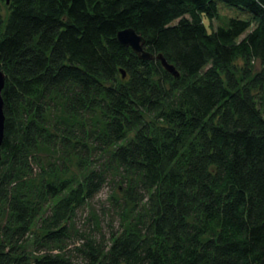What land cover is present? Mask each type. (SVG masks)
<instances>
[{"label":"trees","instance_id":"trees-1","mask_svg":"<svg viewBox=\"0 0 264 264\" xmlns=\"http://www.w3.org/2000/svg\"><path fill=\"white\" fill-rule=\"evenodd\" d=\"M218 2L249 12L207 29ZM0 15V68L5 115L1 166L30 169L28 150L42 141L45 98L64 101L80 118L100 109L103 133L88 142L135 177L126 192L148 204L146 219L86 242L83 260L58 254L20 255L0 240V264H264V0H10ZM132 27L144 48L139 58L116 37ZM241 56L258 69L237 75ZM121 70L124 72L122 77ZM34 112L21 121L22 110ZM153 119L156 120L153 121ZM89 144V145H90ZM7 174V171H6ZM4 179V176H3ZM104 183L98 169L80 182L48 183L60 196L41 223L45 241H60L75 206ZM17 230L37 216L19 197L8 199ZM43 222V221H42ZM1 238V236H0Z\"/></svg>","mask_w":264,"mask_h":264},{"label":"rangeland","instance_id":"rangeland-1","mask_svg":"<svg viewBox=\"0 0 264 264\" xmlns=\"http://www.w3.org/2000/svg\"><path fill=\"white\" fill-rule=\"evenodd\" d=\"M9 12V5L0 0V15L4 23ZM249 16L245 9L218 2L217 15L210 20V25L208 20L205 19V22L210 30V26L224 25L229 17L247 19ZM232 66L236 68L237 75L243 69L255 70L259 67L255 61L249 62L241 56L235 57ZM45 100L41 116L43 122L39 124L44 129L42 141L27 153L30 169L16 168L11 171L7 165L0 169V228L6 226L12 232L17 230L16 217L9 210L8 202L13 196L37 211V216L27 230L13 234L12 240L4 238L0 231V240L4 239L8 247L16 244L20 255L31 259L47 253L81 261L84 257L78 248L91 240L108 243L111 233L141 225L146 219L148 204L145 201L132 202L127 198L126 192L136 179L114 163L106 150L99 151L88 142V151L85 152L78 142L82 133L104 132L106 121L101 110L80 118L65 112L60 96L53 94ZM33 116L34 112L26 108L22 110L20 119L24 122ZM153 121L156 122L155 119ZM91 169L102 172L104 183L101 188L93 198L74 207L65 224L66 235L60 241H45L46 230L41 223L49 219L60 196L50 197L45 193L44 186L64 180L75 184Z\"/></svg>","mask_w":264,"mask_h":264},{"label":"water","instance_id":"water-1","mask_svg":"<svg viewBox=\"0 0 264 264\" xmlns=\"http://www.w3.org/2000/svg\"><path fill=\"white\" fill-rule=\"evenodd\" d=\"M6 4H9L10 0H5ZM118 42L126 47H129L139 58L144 60L158 59L160 60L163 68L171 73L173 76H179V71L176 69L175 65L168 62L163 55L149 52L144 48L145 38L138 34L132 27H126L119 30L116 34ZM122 77H124V72L121 70ZM6 75L0 68V158H1V145L4 137V122L5 115L3 111V99H2V89L5 85Z\"/></svg>","mask_w":264,"mask_h":264}]
</instances>
